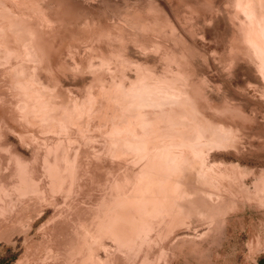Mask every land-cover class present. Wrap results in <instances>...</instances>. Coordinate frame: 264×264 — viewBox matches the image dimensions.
Wrapping results in <instances>:
<instances>
[{
    "label": "rangeland",
    "instance_id": "obj_1",
    "mask_svg": "<svg viewBox=\"0 0 264 264\" xmlns=\"http://www.w3.org/2000/svg\"><path fill=\"white\" fill-rule=\"evenodd\" d=\"M0 264H264V0H0Z\"/></svg>",
    "mask_w": 264,
    "mask_h": 264
}]
</instances>
